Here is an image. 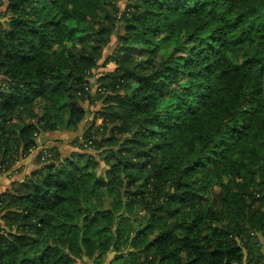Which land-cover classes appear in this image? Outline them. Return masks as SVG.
<instances>
[{"label": "trees", "instance_id": "obj_1", "mask_svg": "<svg viewBox=\"0 0 264 264\" xmlns=\"http://www.w3.org/2000/svg\"><path fill=\"white\" fill-rule=\"evenodd\" d=\"M5 1L0 264H264V0Z\"/></svg>", "mask_w": 264, "mask_h": 264}, {"label": "rangeland", "instance_id": "obj_2", "mask_svg": "<svg viewBox=\"0 0 264 264\" xmlns=\"http://www.w3.org/2000/svg\"><path fill=\"white\" fill-rule=\"evenodd\" d=\"M126 1L127 0H120L119 1L120 7H122ZM5 6H6V1L3 0L2 4L0 5V14L2 13V16L0 15V21H2ZM108 53H109V49L106 48L103 52L102 58L98 61L97 66L93 68L94 77L98 76L103 71L113 69L114 66L111 63L104 65V59ZM84 107L87 110V116L90 118L92 116L91 112L94 110V107L89 106L87 103L84 104ZM82 129H83L82 124H80L75 131L59 129L56 132H51L50 133L51 135L48 138H46V140H48V144L59 147L62 150L63 154H65L75 149L73 146H71L72 140L74 139V137L80 135ZM43 144H45V142ZM40 148L41 147H39V149ZM37 150H33V152H31L26 158L20 160L19 162L15 164V167H19L20 171L18 172L19 174L15 173L12 175L13 177L10 178L12 179L11 182L7 180L8 179L7 177L9 176L7 177L2 176L3 178L2 177L0 178V191L4 190L5 188L10 187L12 184V181L21 180L27 174L28 169H32L33 167H35L36 164H35V160L33 159V155H35V152H37ZM260 240L262 241V238H260ZM110 257H112V254H109L107 260ZM107 260L104 261L103 264H106Z\"/></svg>", "mask_w": 264, "mask_h": 264}, {"label": "crops", "instance_id": "obj_3", "mask_svg": "<svg viewBox=\"0 0 264 264\" xmlns=\"http://www.w3.org/2000/svg\"><path fill=\"white\" fill-rule=\"evenodd\" d=\"M0 15L2 16V13H1ZM46 138H48V137H46ZM46 138L42 141V143L45 142V144H43V145H41V146H39V147H42V146H43V147L51 146L50 144H48V140H46ZM37 149L39 150V148H37ZM37 149H35V150H37ZM38 150H37V152H35V155H33V159H35L36 154L38 153ZM32 152H33V151H32ZM27 159H28V158H27ZM28 171H30V169H28ZM28 171H27V172H28ZM18 174H19V173H18ZM18 174H17V175H18ZM12 177H13V176L11 175V176L7 177L8 179H7V178H6V179L9 180V181L11 182L12 179H10V178H12ZM14 177H15V176H14ZM2 178H3V177H2Z\"/></svg>", "mask_w": 264, "mask_h": 264}, {"label": "built area", "instance_id": "obj_4", "mask_svg": "<svg viewBox=\"0 0 264 264\" xmlns=\"http://www.w3.org/2000/svg\"><path fill=\"white\" fill-rule=\"evenodd\" d=\"M7 172H2V174H0V178L3 176V177H5V176H7V174H6Z\"/></svg>", "mask_w": 264, "mask_h": 264}]
</instances>
